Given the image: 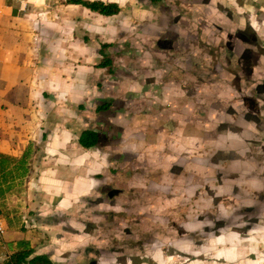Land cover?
<instances>
[{"label": "rangeland", "instance_id": "1", "mask_svg": "<svg viewBox=\"0 0 264 264\" xmlns=\"http://www.w3.org/2000/svg\"><path fill=\"white\" fill-rule=\"evenodd\" d=\"M114 1L104 16L47 0L49 37L77 39L73 67L91 75L73 138L100 142L59 188L15 199L45 225L32 242L74 248L60 264H264V78L236 43L239 0ZM43 166L33 176L54 175Z\"/></svg>", "mask_w": 264, "mask_h": 264}, {"label": "crops", "instance_id": "2", "mask_svg": "<svg viewBox=\"0 0 264 264\" xmlns=\"http://www.w3.org/2000/svg\"><path fill=\"white\" fill-rule=\"evenodd\" d=\"M239 2L244 4L239 11L247 10L255 28L256 52L250 58V75L259 82L264 78V0ZM46 3L47 0H0V153L21 157L32 145V170L26 186L31 189L36 183L37 190L50 193L61 186L57 174L81 167L86 157L84 150L91 148L82 147L79 137L82 131L93 128H84L73 138V127L79 123L73 118L79 116L75 110L91 99V75L89 72L87 79L78 76L80 70L73 67L82 57L80 50L74 49L77 39L74 42L73 36L49 37L53 27ZM37 161L54 175L33 176ZM18 196L12 194L0 200V223L6 227L0 238V264H7L5 260L21 247L22 241L28 242L36 254L49 255L55 264L66 260L74 248H49L32 242V228L45 225L30 224L27 206L17 204ZM223 252L227 255L226 250Z\"/></svg>", "mask_w": 264, "mask_h": 264}, {"label": "trees", "instance_id": "3", "mask_svg": "<svg viewBox=\"0 0 264 264\" xmlns=\"http://www.w3.org/2000/svg\"><path fill=\"white\" fill-rule=\"evenodd\" d=\"M157 4L163 0H149ZM67 4L81 5L93 12H97L104 16H114L121 12V6L116 1L104 2L102 0H66ZM110 44L102 45V52ZM112 61L109 58L99 64V67L109 68ZM107 105H100L97 111L107 108ZM45 138V137H44ZM100 142V131L95 129H87L81 132L79 144L90 149L96 147ZM32 145L24 152L21 157H15L8 154L0 153V200L5 199L9 195H21L27 189L26 183L32 170L33 157L31 149ZM21 247L10 255L5 263L7 264H55L51 257L47 254H36L28 242L22 241Z\"/></svg>", "mask_w": 264, "mask_h": 264}, {"label": "flooded vegetation", "instance_id": "4", "mask_svg": "<svg viewBox=\"0 0 264 264\" xmlns=\"http://www.w3.org/2000/svg\"><path fill=\"white\" fill-rule=\"evenodd\" d=\"M238 2V1H237ZM244 4H241L240 2L238 3V7H243ZM223 8L222 6H219V9ZM215 8H213L214 10ZM245 11V16L247 18V21H245L246 23L244 24V30H241L240 27L243 25L239 20H238V28L236 30V43H238V45H241L242 41H248V45H250V47H255L256 46V33H255V28L252 25V23L250 22V18H249V14L247 12V10ZM208 13L210 11H207ZM222 13H226L228 12V14L230 13L229 10L226 8L221 11ZM231 15V14H230ZM249 19V20H248ZM250 58L252 59V57L247 56V58H243L244 60L248 59V61H250ZM248 76V75H247ZM248 78L252 79L250 76H248Z\"/></svg>", "mask_w": 264, "mask_h": 264}, {"label": "built area", "instance_id": "5", "mask_svg": "<svg viewBox=\"0 0 264 264\" xmlns=\"http://www.w3.org/2000/svg\"><path fill=\"white\" fill-rule=\"evenodd\" d=\"M5 232H6V227L4 226V224L0 223V238L4 236Z\"/></svg>", "mask_w": 264, "mask_h": 264}]
</instances>
